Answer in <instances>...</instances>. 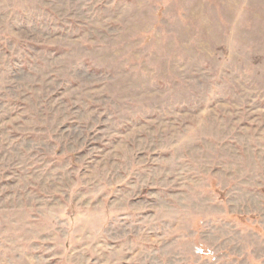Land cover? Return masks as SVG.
Segmentation results:
<instances>
[{
  "label": "rangeland",
  "instance_id": "374dc122",
  "mask_svg": "<svg viewBox=\"0 0 264 264\" xmlns=\"http://www.w3.org/2000/svg\"><path fill=\"white\" fill-rule=\"evenodd\" d=\"M0 264H264V0H0Z\"/></svg>",
  "mask_w": 264,
  "mask_h": 264
}]
</instances>
